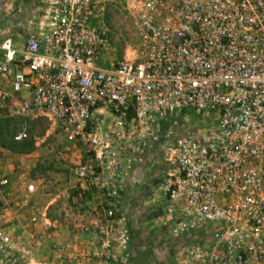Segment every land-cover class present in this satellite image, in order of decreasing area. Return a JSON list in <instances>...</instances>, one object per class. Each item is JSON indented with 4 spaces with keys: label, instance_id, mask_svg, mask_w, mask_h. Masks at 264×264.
Segmentation results:
<instances>
[{
    "label": "built area",
    "instance_id": "1",
    "mask_svg": "<svg viewBox=\"0 0 264 264\" xmlns=\"http://www.w3.org/2000/svg\"><path fill=\"white\" fill-rule=\"evenodd\" d=\"M114 1L44 0L38 33L0 43V112L45 115L82 148L64 218L35 180L0 176V264L129 262L123 192L159 139L176 264H264V0H125L137 43L105 66Z\"/></svg>",
    "mask_w": 264,
    "mask_h": 264
},
{
    "label": "rangeland",
    "instance_id": "2",
    "mask_svg": "<svg viewBox=\"0 0 264 264\" xmlns=\"http://www.w3.org/2000/svg\"><path fill=\"white\" fill-rule=\"evenodd\" d=\"M127 8L128 4L125 0H116L106 6L104 20L97 22L101 25L105 23L110 29L111 47L105 62L101 61L105 66L117 64L125 57H129L135 49L137 35ZM189 113H193L192 119L197 124L209 128L213 123L211 120H201V115L195 112L189 111ZM168 125L166 123L164 127L167 128ZM22 132H25L27 137L16 140V136ZM0 143L14 154L12 158L15 167L12 173L14 185L23 188L28 181L35 180L38 188V205L45 206L57 197L58 200L52 207L55 211L51 215L64 218V207L67 203L65 194L74 184L71 169L80 161L82 149L80 145L71 144L65 137L63 126L45 115L19 119L2 112H0ZM161 144L160 139L152 144L155 154ZM60 150L63 151L62 155L59 154ZM168 172L169 167L164 164L151 165L146 174L149 178L145 183L146 188L157 189ZM58 196H61V199ZM144 200L142 204L147 208L146 212L136 210V213L132 212L130 216L132 259L127 264H168L164 256L172 236L169 224L165 225L167 216L164 215L165 213L169 215V209L167 212L166 208L170 203L163 193H157V197L151 194ZM133 208L136 206H131V209Z\"/></svg>",
    "mask_w": 264,
    "mask_h": 264
},
{
    "label": "crops",
    "instance_id": "3",
    "mask_svg": "<svg viewBox=\"0 0 264 264\" xmlns=\"http://www.w3.org/2000/svg\"><path fill=\"white\" fill-rule=\"evenodd\" d=\"M0 1L3 5V9L0 12V43L5 38H10L12 39L13 44L16 48H22L28 37L39 32L40 29L39 26L41 24V15L43 14L45 9V2L44 0H0ZM36 28L38 29L35 30ZM2 59H3V54L0 51V60ZM10 86H11L10 80H8L7 78L0 77V87L10 88ZM0 147H1L0 176H9L12 179V173L15 169L12 162V158L14 154L6 150L1 145V143H0ZM153 148L154 146L153 147L151 146L145 152L141 160L135 161L132 172L128 178L126 188L123 192L121 208L128 218L130 231L132 229V225L130 224L131 213L132 212L136 213V210L137 212H139L140 210V212L145 213L147 208H144V205L142 204L143 203L142 200H144L145 197L149 198V195L151 194L157 197V193H159L157 192V189L152 190L146 188L147 186L145 184L149 179L146 177L147 176L146 174L149 172V167L151 165L155 166L156 164H162L158 162L161 157L162 146L156 149L157 150L156 154ZM164 165L169 167V172L167 173L168 176L172 172V168L167 164ZM167 176H165L163 180ZM12 187L14 189H19L14 185L13 181H12ZM144 201L146 202V200ZM131 206L133 207L136 206V208L131 209ZM166 209L168 212V209H170V205ZM164 216H168V215L165 213ZM4 222L10 223L9 219H4ZM169 231L171 236L174 237L172 235L170 228ZM172 237H171V243L169 244V247L167 248L166 254L164 256V259H167L168 264H176L177 256L182 246L186 244L183 239L176 237H174L175 239H173ZM130 251H131V259H132L131 246H130Z\"/></svg>",
    "mask_w": 264,
    "mask_h": 264
}]
</instances>
